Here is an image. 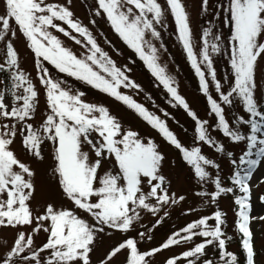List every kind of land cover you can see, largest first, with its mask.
Segmentation results:
<instances>
[{"label": "snow or ice", "instance_id": "obj_1", "mask_svg": "<svg viewBox=\"0 0 264 264\" xmlns=\"http://www.w3.org/2000/svg\"><path fill=\"white\" fill-rule=\"evenodd\" d=\"M83 2L87 24L76 15L74 0H0V230L13 233L0 239V264H157L165 252L171 254L160 264H260L255 226L264 231V193L258 194L264 175L254 177L264 170V0H199L197 15L204 19L198 29L189 0ZM168 16L206 99V117L161 63ZM97 18L143 63L167 104L193 121L189 144L169 126L171 119L183 127L167 109L154 104L150 110L125 91L143 92L131 76L136 59L118 65L100 40L116 54L120 50L92 30ZM27 53L35 77L24 67ZM217 60L226 61L223 73ZM64 77L122 103L178 158L126 128L108 107L87 102ZM228 145L244 147L237 157ZM41 169L46 183L38 180ZM182 173L190 174L193 195L211 211L184 207L187 195L174 190ZM229 196L238 251L230 250L234 237L219 207ZM177 209L196 218L153 244Z\"/></svg>", "mask_w": 264, "mask_h": 264}, {"label": "rangeland", "instance_id": "obj_2", "mask_svg": "<svg viewBox=\"0 0 264 264\" xmlns=\"http://www.w3.org/2000/svg\"><path fill=\"white\" fill-rule=\"evenodd\" d=\"M94 0H87V4H92ZM214 3V0H212ZM163 3V0H161ZM198 5L199 0H189V8L192 16V24L194 29H198L199 26H202V21L204 17L202 15L198 16ZM73 9L78 17H80L85 24L88 23L89 14L85 3L83 0H74ZM98 27H92L94 33L103 32L104 35L108 37L112 41V43L120 50V54H116L109 46L104 45L103 40H100V43L113 55V58L117 60L118 65H124L129 63V58L136 59L134 53L130 52L126 45H124L120 39L111 31V29L107 26V24L97 18ZM169 28L163 34L164 44L167 48V52L163 53L161 56V63L167 65L168 71L170 74L176 76L177 82L180 87V92L183 94L187 100L190 102L192 108L198 112V114L203 118L206 117L207 114V102L206 99L199 93L197 80L194 76L192 69L189 67L186 62L185 56L180 49L179 45L176 43L174 37L171 33L174 32V23L172 22L171 16H168ZM226 31V30H225ZM59 35V34H58ZM61 39L65 40L67 46L71 47L77 54L80 53L81 49L79 46L75 45L73 42L67 40L66 38L61 36ZM17 47L21 50L22 54H24V45L22 42L17 43ZM28 58L24 63V67L27 71L31 72L33 77H35L34 65L33 61L30 58L31 54L27 53ZM130 67H133V71L131 73L132 78L141 85L143 92L137 93L135 90H125L128 94L132 95L138 101L144 103L150 110H156L153 105L155 104L159 108L167 109L177 120L180 121V124L183 126H178L174 123L173 120H168L169 126L178 134L179 138L185 144H189L193 137L192 127L193 121L189 119L186 114L180 109H172L166 102L167 96L162 88L155 87V81L150 72L146 69L141 61L136 59L135 65L129 64ZM216 67L218 73H223L226 68L225 60H217ZM54 76H62V74H57L55 70H52ZM68 79L69 84L74 89H79L85 92L84 99L87 102L95 103L98 105H104L109 108L110 112L119 117L122 123L126 128H131L140 133L142 137H151L157 143L161 144L164 150L169 153L172 158H178V152L174 150L171 146H169L161 136L153 130L150 126H148L144 121H142L136 114L127 109L122 105V103L114 100L113 98L98 92L97 90L82 84L79 81L72 80L71 78L64 77ZM264 83V81H261ZM46 108L45 101L43 99V95L41 94L39 111L43 112ZM163 118V117H162ZM214 122V121H213ZM187 129V131H185ZM216 135H219L218 133ZM225 143L228 142L225 140ZM228 147L233 150L237 157L243 149V145L235 146L228 145ZM45 150L47 151V145H45ZM207 151V149H205ZM211 155H215L212 153ZM110 165H105V167H109ZM222 167L224 170V175H228L231 172V169L226 161L222 162ZM262 175H264V170L257 172L254 177V182L258 180ZM38 180L42 183H46V176L44 174L43 169L38 173ZM196 186L194 182L190 179V174L188 178L185 177V174L182 173L180 180L174 184V190L179 194H186L188 197V203L185 204V208L188 206H193L197 209V212L200 214H204L206 212L211 211L199 198L193 195ZM264 193V185H262L258 189V194ZM50 195L52 198L59 199L54 191H50ZM219 207L227 212V221H228V233L233 235V237L237 240L239 237L235 234L233 228L234 221V209L235 206L233 204L232 197L222 198L219 201ZM196 217L189 215L184 216L179 209L174 211L171 215V218L161 227L159 228L153 240V244H159L162 242L166 236L175 228H179L183 226L186 222L191 221ZM256 231L258 233L256 239V246L258 249V260L260 264H264V231H261V226L256 225ZM13 233L11 230H0V239L8 238L10 239ZM44 239V234L41 233L40 237L37 239V243ZM237 243L231 244L232 249H237ZM181 248H174L173 252L181 251ZM171 253L165 252L162 256H158L156 258L157 264L163 260L164 256L170 255Z\"/></svg>", "mask_w": 264, "mask_h": 264}, {"label": "trees", "instance_id": "obj_3", "mask_svg": "<svg viewBox=\"0 0 264 264\" xmlns=\"http://www.w3.org/2000/svg\"><path fill=\"white\" fill-rule=\"evenodd\" d=\"M128 50L130 51V52H132L129 48H128ZM133 53V52H132ZM123 105V104H122ZM124 106V105H123ZM125 107V106H124ZM233 243H237V247H239V239H235V238H233V241L231 242V244H233ZM232 250H234V249H232ZM235 251H238V248L237 249H235Z\"/></svg>", "mask_w": 264, "mask_h": 264}]
</instances>
